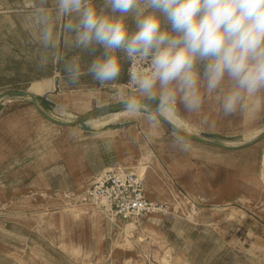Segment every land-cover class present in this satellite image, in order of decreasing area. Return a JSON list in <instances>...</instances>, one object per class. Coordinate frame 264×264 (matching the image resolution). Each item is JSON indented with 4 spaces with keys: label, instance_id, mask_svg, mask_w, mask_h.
I'll use <instances>...</instances> for the list:
<instances>
[{
    "label": "rangeland",
    "instance_id": "rangeland-1",
    "mask_svg": "<svg viewBox=\"0 0 264 264\" xmlns=\"http://www.w3.org/2000/svg\"><path fill=\"white\" fill-rule=\"evenodd\" d=\"M32 3L0 0V80L12 83L7 87L14 90L56 71L63 99L53 113L64 121L122 101L130 91L127 78L101 86L84 75L73 86L55 62L40 67V48L32 42L24 21ZM92 58V54H83L85 64ZM78 93L89 96L88 104L76 100ZM83 104L85 109L79 110ZM120 110L108 109L74 126H116L127 135L121 138L128 139L126 144L114 145L116 155L100 152L98 159L135 172L143 185L148 183L146 195L157 206L161 204L154 208L162 213L157 229L145 225L150 212L134 227L129 221L111 220L94 203L76 202L63 193L1 196L0 264H264V138L251 140L264 132V118L256 115L258 105L238 114L237 122L225 124L222 133L211 139L238 148L192 139L187 153L171 147L166 126L159 131L140 130L138 122L125 115L115 121L112 115ZM201 114L195 116L196 121ZM208 129L222 127H204L194 134L207 137L203 130ZM137 139L149 156V166L133 153ZM163 156L178 165V178L166 167ZM143 166L145 171L140 173ZM161 180L171 185L167 193L162 192Z\"/></svg>",
    "mask_w": 264,
    "mask_h": 264
},
{
    "label": "clouds",
    "instance_id": "clouds-1",
    "mask_svg": "<svg viewBox=\"0 0 264 264\" xmlns=\"http://www.w3.org/2000/svg\"><path fill=\"white\" fill-rule=\"evenodd\" d=\"M24 21L40 67L55 62L69 85L111 84L129 64L123 115L166 126L180 152L215 126L191 119L206 100L223 117L264 101V0H33Z\"/></svg>",
    "mask_w": 264,
    "mask_h": 264
},
{
    "label": "crops",
    "instance_id": "crops-1",
    "mask_svg": "<svg viewBox=\"0 0 264 264\" xmlns=\"http://www.w3.org/2000/svg\"><path fill=\"white\" fill-rule=\"evenodd\" d=\"M126 68L127 65L119 79L127 78ZM59 83L60 78L55 71L51 76L30 80L26 87L14 90H29L41 107L56 117L53 110L56 113L57 105L63 99L62 92L58 90ZM9 84L12 83L6 79L0 80V93L13 90L7 87ZM203 111L201 117L209 118L222 127L221 130H203L207 134L204 138H217L225 124L238 120V114L223 117L212 100L205 101ZM256 115L260 120L264 118V101L258 104ZM63 126L40 115L26 95L0 98V197L75 194L90 184L102 168L115 166L105 165L108 160L98 159V156L100 152L107 156L116 155L114 145L126 141L118 136L120 127L78 128L71 125L64 126V132ZM105 141H111L110 150L105 149Z\"/></svg>",
    "mask_w": 264,
    "mask_h": 264
},
{
    "label": "built area",
    "instance_id": "built-area-1",
    "mask_svg": "<svg viewBox=\"0 0 264 264\" xmlns=\"http://www.w3.org/2000/svg\"><path fill=\"white\" fill-rule=\"evenodd\" d=\"M67 197L76 202L94 203L111 220L129 221L134 227L140 224L143 214L161 207L145 195L142 178L137 173L119 166L102 168L84 189Z\"/></svg>",
    "mask_w": 264,
    "mask_h": 264
},
{
    "label": "bare ground",
    "instance_id": "bare-ground-1",
    "mask_svg": "<svg viewBox=\"0 0 264 264\" xmlns=\"http://www.w3.org/2000/svg\"><path fill=\"white\" fill-rule=\"evenodd\" d=\"M77 96L79 97V99H76V100H78L80 102H83L85 104H88L90 98H89V96L87 94H83V93L79 94L78 93ZM85 106L86 105H84V106H82V108H78V109L79 110H83V109H85ZM121 116H123V110L117 111V112H115L112 115V117H113V119L115 121H117ZM191 119H193L194 121H196V117L195 116L191 117ZM132 120H136L138 122L139 129L140 130H143V129H146V128L149 127L147 124H145V122L142 119H139L138 118V119H132ZM99 122H101V121H99ZM64 126H71V125L70 124H66ZM137 132H138V130H136V132L134 131V138H133V140L136 139V135L135 134H137ZM118 136H119V138H122V139L123 138L125 139V137H127V135H125L122 132H118ZM256 137L252 138L251 140L255 139ZM126 140H128V139H126ZM133 153L139 159H141L142 161H144V164H146V166H149V165H147V164L150 163L149 156L147 155V153L144 152V148L142 147L141 142L138 139H137V147L135 146L133 148ZM163 161H164V164L166 165V167L172 172L173 176L175 178H178V176H179V169H178V165L174 162V160L172 158H170L169 156H163ZM262 161H264V159H262ZM158 167L160 168V170H163L162 167H160L159 165H158ZM144 169H145V166L141 167V172L140 173H143L142 171H145ZM145 185L148 186V183L144 182V185H143V188L146 191ZM161 185H162V192L163 193H167L168 190L171 188L170 187L171 186L170 183H165L162 180H161ZM151 186L154 187V184L152 183ZM171 197H173L172 193H171ZM169 199H170V197H169ZM156 210L157 209L151 210L150 211V214L145 218V225L148 226V229L149 230H154L155 231V229H157V223H158L159 217L161 216L162 213H159Z\"/></svg>",
    "mask_w": 264,
    "mask_h": 264
},
{
    "label": "water",
    "instance_id": "water-1",
    "mask_svg": "<svg viewBox=\"0 0 264 264\" xmlns=\"http://www.w3.org/2000/svg\"><path fill=\"white\" fill-rule=\"evenodd\" d=\"M5 95H26V96H28L31 99V101L33 102L36 110L41 115H43L46 119H48V120H50V121H52L54 123L60 124V125H66V124L77 125V124H80V123L84 122L85 119H87L88 117H90V116H92L94 114L106 111L108 109L121 107V104H122V101H123V100L122 101H116V102H112V103H108V104L99 106V107H97V108H95L93 110H90V111L86 112L85 114H83L79 118H75L73 120L64 121V120H60V119H57V118L53 117L47 111H45L41 107L37 97L32 92H30L29 90H7L5 92L0 93V98L2 96H5ZM261 138H264V132H261L260 134H258V136L255 139L252 140V143L257 141V140H259V139H261ZM192 139L196 140V141H199V142H202V143L211 144V145L224 147V148H230L231 149V148H238L239 147L238 145L226 144V143L218 142V141L211 140V139H208V138L200 137V136H198L196 134H192Z\"/></svg>",
    "mask_w": 264,
    "mask_h": 264
}]
</instances>
